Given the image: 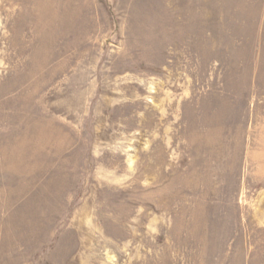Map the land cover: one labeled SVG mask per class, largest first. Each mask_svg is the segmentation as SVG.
<instances>
[{"label":"rangeland","instance_id":"rangeland-1","mask_svg":"<svg viewBox=\"0 0 264 264\" xmlns=\"http://www.w3.org/2000/svg\"><path fill=\"white\" fill-rule=\"evenodd\" d=\"M0 264H264V0H0Z\"/></svg>","mask_w":264,"mask_h":264}]
</instances>
